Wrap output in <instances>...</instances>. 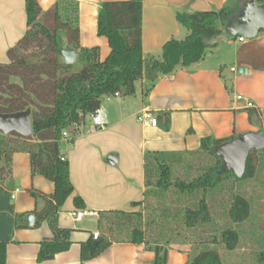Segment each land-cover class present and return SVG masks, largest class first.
Wrapping results in <instances>:
<instances>
[{
	"label": "trees",
	"instance_id": "trees-1",
	"mask_svg": "<svg viewBox=\"0 0 264 264\" xmlns=\"http://www.w3.org/2000/svg\"><path fill=\"white\" fill-rule=\"evenodd\" d=\"M24 1L27 31L7 51L9 62L0 64V115L29 109L32 133L22 137L0 132V191L6 193L8 189L12 157L19 152L29 155L32 175H40L53 183L50 196L35 190L30 192L35 200V209L30 213L35 217L32 227L46 222L52 234L39 244L36 262L42 264L66 252L71 245L70 230L57 225L61 207L73 193L69 164L61 152L64 133L72 131L73 135V128L82 124L86 116L94 115L106 97L132 96L135 82L143 75L154 82L159 75L172 74L177 66L188 67L199 62L207 48L206 41L224 31L244 0L229 1L215 11L177 13L176 21L188 34L181 41L166 42L158 60L142 56L141 0L102 2L97 16V35L107 39L110 49L102 62L97 48L79 46L76 2L59 0L42 12L36 0ZM253 1L264 4V0ZM58 33L64 36L66 49L77 53L76 62L80 65L77 70L72 71L76 63L66 64L60 59ZM42 40L46 42V57L37 62L28 60L27 52ZM246 113L253 121L256 111L246 109ZM168 118V113L164 114L166 122ZM233 138L236 136L224 140L204 138L193 152L145 153L143 200L131 204L143 211L101 213L98 219L101 234L96 240L90 237L80 245V260H92L112 244L130 243L142 244L145 250L153 252V264H166L172 245L189 244L202 249L192 253L186 264H221L218 253L204 246L221 243L227 251L237 248L239 234L233 225L248 220L251 205L245 197L234 193V188L254 179L260 162L264 161V149L251 150L241 178L231 171H222L223 161L214 149ZM68 143L72 144L73 139ZM197 154L214 158L215 165L192 179L174 175L176 164L183 162L185 155ZM223 192L227 194L225 200L220 198ZM168 195L174 199L168 201ZM216 197L221 201L220 215L228 222L223 227L217 226L212 208ZM38 202L42 203L40 209L36 207ZM73 205L76 210L85 207L78 196L73 198ZM8 211L14 216L15 228L28 227L25 214H15L12 208ZM189 235L193 237L191 240ZM5 256L6 244L0 242V264H6Z\"/></svg>",
	"mask_w": 264,
	"mask_h": 264
},
{
	"label": "crops",
	"instance_id": "crops-1",
	"mask_svg": "<svg viewBox=\"0 0 264 264\" xmlns=\"http://www.w3.org/2000/svg\"><path fill=\"white\" fill-rule=\"evenodd\" d=\"M41 11L59 0H36ZM77 3L79 46L97 48L100 61L109 55L107 39L97 35L100 4L123 0H69ZM232 0H141V50L143 58L160 59L169 40L181 41L187 30L176 21L180 12L215 11ZM27 31L24 0H0V64L9 62L7 51ZM66 49V47H63ZM62 48V49H63ZM245 70L246 73L240 72ZM129 97H106L99 109L104 122L92 126L91 116L64 136L61 152L69 164L73 193L57 217L61 229L70 230L66 252L42 264H153L154 253L142 244H112L98 257L82 262L80 245L100 232L98 218L75 222L73 198L82 199L84 210L139 211L132 203L143 200V158L147 152H193L204 138L229 139L247 132L264 133V31L251 39L207 45L203 58L188 67L177 66L172 74L151 82L145 75L135 82ZM246 109L256 111L253 121ZM168 113L166 122L164 114ZM156 118L152 126L144 115ZM257 117L259 122H257ZM72 138L73 143L68 140ZM32 190L50 196L53 183L31 174L29 155L12 157V179L6 193L0 191V242L6 244V264H38L39 244L52 234L46 222L30 226L27 218L35 209ZM37 209L42 207L38 202ZM15 214H25L28 227L15 228ZM185 246L169 249L166 264H186Z\"/></svg>",
	"mask_w": 264,
	"mask_h": 264
},
{
	"label": "rangeland",
	"instance_id": "rangeland-1",
	"mask_svg": "<svg viewBox=\"0 0 264 264\" xmlns=\"http://www.w3.org/2000/svg\"><path fill=\"white\" fill-rule=\"evenodd\" d=\"M39 38L42 37L40 36ZM58 42L60 50L64 46L66 47L65 38L61 33H58ZM45 47L46 42L42 40L41 44L37 43L32 46V49L27 52L26 58L32 62L40 61L47 55L44 52L46 51ZM60 59L63 61L62 56H60ZM76 61L75 58L73 63H76V65H74L72 71L80 68V65ZM71 133L72 131H69L67 134L70 135ZM214 165L215 159L206 154L185 155L183 162L176 164L174 175L182 179H192ZM234 193H239L245 197L251 205V213L248 220L240 225H233V228L239 234L237 248L234 251H227L221 243L208 244L204 248L215 250L219 255L221 264H264V161L260 162L255 178L242 184H237L234 188ZM226 196V192L225 194L223 192L220 198L225 200ZM167 199L170 201L174 197L168 195ZM215 199L216 202L212 208L214 214H216L215 220L217 226H226L228 223L227 218L220 215V212L223 210L220 205L218 207L221 201L217 200L219 197ZM150 201L154 202V199H150ZM141 211H143V208H141ZM189 237L190 240L193 238L192 235H189ZM172 246L174 249L175 247L185 246L186 248L184 249L188 250L189 258L192 256V253H197V251L202 249L201 246L191 247L189 244H174Z\"/></svg>",
	"mask_w": 264,
	"mask_h": 264
},
{
	"label": "water",
	"instance_id": "water-1",
	"mask_svg": "<svg viewBox=\"0 0 264 264\" xmlns=\"http://www.w3.org/2000/svg\"><path fill=\"white\" fill-rule=\"evenodd\" d=\"M261 31H264V4L257 5L253 0H244L240 10L229 20L224 31L206 41V45L232 41L237 37L251 39ZM59 55L66 64H73L77 57V53L71 49H61ZM240 72L246 73L241 69ZM0 132L3 135L16 133L22 137H29L32 133L30 110L0 115ZM261 149H264V133L258 130L228 140L215 147L214 152L223 161L222 171H231L235 177L241 178L249 152ZM27 222L30 226L33 224L32 215L28 216Z\"/></svg>",
	"mask_w": 264,
	"mask_h": 264
},
{
	"label": "built area",
	"instance_id": "built-area-1",
	"mask_svg": "<svg viewBox=\"0 0 264 264\" xmlns=\"http://www.w3.org/2000/svg\"><path fill=\"white\" fill-rule=\"evenodd\" d=\"M243 37H239V41H243ZM115 96H119L118 94H115ZM140 120H146L148 124L155 126L157 121L156 118H151L150 115H144V117H141ZM91 123L92 126L101 129L104 126V122L102 121L101 117L99 116V110L91 116ZM66 134L64 133V136ZM72 219L75 222L82 221L85 218H98L99 215L96 211L91 210H77L71 214ZM99 237L98 233H93L92 238L96 240Z\"/></svg>",
	"mask_w": 264,
	"mask_h": 264
}]
</instances>
